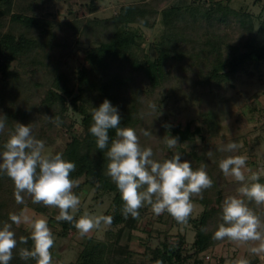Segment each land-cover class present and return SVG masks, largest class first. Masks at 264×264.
Masks as SVG:
<instances>
[{"label":"trees","instance_id":"trees-1","mask_svg":"<svg viewBox=\"0 0 264 264\" xmlns=\"http://www.w3.org/2000/svg\"><path fill=\"white\" fill-rule=\"evenodd\" d=\"M19 1L0 0V116L7 118L5 129L0 133V152L4 150L3 145L9 133L14 130L15 123L30 125L34 136V128L38 127L33 117L34 112L48 121L37 139L43 140L45 145L53 144L52 132L56 124L54 120L59 117V124L67 126L71 136L64 148H57L53 155L60 153L64 160L76 165L70 178L76 182L81 179L83 181L73 188L75 194L79 195L90 188L114 194L111 208L104 214L113 217L111 227L125 226L132 217L123 216L120 193L107 175L108 149H98L96 138L89 131L93 123L92 108H98L106 99L118 108L120 127L134 128L140 122L139 112L142 96L145 94L141 84L134 85L135 76L144 80L148 92L153 93L166 82L169 63H181L188 58L189 65L195 64V61L203 65V69L195 72L196 81L203 89L206 84L207 89L213 93L214 87L220 88L221 83L232 74L245 69L250 63L264 61V18L255 30L249 13L235 11L221 4L215 8L190 6L186 9L171 5L158 11L156 1L142 0L139 3L122 5L108 19L89 20L83 25L76 21L55 25L52 21L32 13L38 0H30L27 5L14 11L15 4ZM159 14L162 23L168 28L156 43L157 55L150 57L147 54H137L135 49L141 35L129 25L137 23L140 26L153 27L155 17ZM231 17L247 32V36L241 39L242 42L230 43L219 35L215 23L227 24ZM201 27L202 31L196 29ZM65 32H68L66 38L63 35ZM70 35L76 36L77 42L89 44V48L81 56L82 66L74 84L70 76L60 68L61 60L72 45ZM186 41L192 48L199 44L202 47L197 52L189 53L180 46ZM23 68L27 70L26 73L31 74L29 77L22 71ZM68 108L82 116L81 129L78 131L74 130V123H67L65 120L67 117L64 113ZM45 116L53 119L48 120ZM115 131L109 130V146L116 138ZM196 132L197 129L192 130L189 126H176L170 134L184 143ZM231 142L194 149L187 154L193 170L202 164L206 165V171L213 180L211 188L192 197L193 201L204 207L199 217L190 216L187 222L195 230L193 252L189 255L183 249V236H179L174 243L164 240L160 246L149 249L152 264L157 261H162V264H188L189 258H196L211 247L228 241L215 240L213 235L222 222L221 204L229 196L221 187L227 181L219 169V162L230 155H241L240 148L235 152L221 150ZM251 182L253 181L249 183ZM255 182L264 184V177H259ZM13 193V182L0 173V227L5 222L10 223L9 214H19L24 207L43 214L50 213L53 208L33 204L26 193H22L24 204H17ZM249 206L264 221V207H256L251 203ZM167 216L172 223L178 224L168 213ZM53 220L54 216L51 215L49 223ZM57 224L59 237H66L71 230H76L69 222L57 221ZM12 230L17 239V248L13 251L10 264H35L34 260H22L19 256L21 248L32 249L30 233L16 225H13ZM20 237L28 238V243L21 244ZM111 244L89 238L77 260L70 264H131L130 253L117 255ZM51 253L53 264H62L55 255L54 247ZM195 263L201 264V261L197 259Z\"/></svg>","mask_w":264,"mask_h":264},{"label":"rangeland","instance_id":"rangeland-1","mask_svg":"<svg viewBox=\"0 0 264 264\" xmlns=\"http://www.w3.org/2000/svg\"><path fill=\"white\" fill-rule=\"evenodd\" d=\"M29 1L20 0L15 4L14 11L27 5ZM40 1H37L38 5L32 12L37 16L46 18L55 25L66 21L81 22V25H83L89 20L108 19L115 15L122 5L139 3L142 0ZM154 1L158 5V11L171 5H178L185 9L190 6L202 8H215L219 4L228 6L235 11L249 13L255 30L259 28L264 18V0ZM215 25L218 28L219 35L230 43L239 42L247 36V32L232 17L227 24L215 23ZM129 27L137 30L141 35L138 40L139 45L135 49L137 54H147L150 57H155L158 52L156 43L164 30L168 28L162 23L161 15L155 17L153 27L140 26L137 23L130 24ZM196 29L202 31L203 27ZM63 35L65 38L68 37V32L63 33ZM69 37L72 40V45L61 60L60 68L70 76L74 84L78 71L82 66L81 56L89 48V44L77 42L78 38L76 36L70 35ZM199 45L192 48L188 41L180 44L182 49L189 51V53L197 52L198 48L202 47ZM65 52L64 50L63 53ZM188 62V58L181 63L170 62L166 82L153 93L148 92L147 83L143 82L144 80L142 81L139 76H135L134 85L141 84L140 86L145 91L139 112L140 122H137L133 128L139 137L141 147L152 148L154 153L152 158L154 160L160 161L171 158L179 153L181 162H185L188 161L187 154L194 149L222 145L232 141L240 145L241 155L247 156L245 183L251 181L252 174L264 177V61L258 64L250 63L245 69L232 74L221 83L220 88L214 87L213 93L207 89L206 84H204L203 89L196 81L197 74L195 72L203 69V65L201 66L196 61L195 64L189 65ZM22 71L28 77L31 75L26 73L25 68ZM150 104L156 105L155 110L149 107ZM64 116L67 117L65 119L67 123H74L75 131L81 129L82 116L78 112L68 108ZM33 117L36 119L38 126L34 128V137L37 139L48 121L36 112L33 113ZM176 126L181 128L189 126L192 130L197 129V132L190 140L184 143L178 141V146L170 149L164 142V137L166 135L172 137L170 131ZM143 130H147L152 135L144 136ZM70 136L67 126L60 124L57 126L55 124L52 132L54 143L45 145L44 154L53 155L57 148H64ZM225 178L227 182L221 186L225 190L224 193L229 196L239 195L238 188L241 183L236 182L231 177ZM82 181L83 179L77 183ZM79 196L81 197V204L79 210L74 214L77 218L85 212L92 215H104L111 208L114 194L110 192L103 193L90 188L80 192ZM192 202L194 207L190 216L197 218L204 207L196 201L192 200ZM25 208L28 209L27 214L33 218L41 216L47 218L48 226L55 238V255L59 257L62 264L74 263L89 238L106 244L112 243L114 253L117 255L130 253L131 264H152L149 249L160 246V243L164 240L174 243L179 236L185 238L183 249L187 251V254L191 255L193 252L192 243L195 237L193 226L189 223H172L166 212L156 216L151 211L150 206L139 209V217L137 219L130 218L125 226L102 225L99 229L93 230L83 237L79 235L77 230H71L66 237L58 236L59 225L55 219L59 214L58 209L52 208L50 213L43 214L30 207H24L23 209ZM51 215L54 216V220L50 224L49 218ZM17 227H21L30 233L26 225L21 224ZM251 246L253 245L225 241L199 254L196 258H189L188 264H197L195 263L197 259L201 261V264H230L231 261L241 257L248 259L249 264H257L255 261L256 255H252L248 251Z\"/></svg>","mask_w":264,"mask_h":264},{"label":"clouds","instance_id":"clouds-1","mask_svg":"<svg viewBox=\"0 0 264 264\" xmlns=\"http://www.w3.org/2000/svg\"><path fill=\"white\" fill-rule=\"evenodd\" d=\"M149 107L155 110L156 105ZM46 119L52 120L45 116ZM89 131L93 135L96 147L108 149L107 175L120 193L123 202L122 214L125 218L139 217V209L150 206L156 216L167 212L178 224H187L193 211L192 197L199 196L213 185L206 171V165L193 170L190 162H181L176 153L171 158L154 160L152 148L141 147L136 131L131 127H120L121 117L118 108L104 100L98 108H92ZM7 118L0 116V133L5 129ZM54 122L59 126V117ZM115 129V139L109 146V130ZM144 136L152 135L143 130ZM164 142L172 149L178 146V137L166 135ZM240 145L228 143L222 151L235 152ZM4 150L0 152V173L5 174L14 185V198L17 204H24L26 193L33 204H42L59 210L55 219L73 224L80 236H86L102 225L110 226V215H92L85 212L78 219L74 214L79 210L81 197L73 192L78 183L70 178L76 165L62 158V154H44L45 142L32 135L30 125L15 123L9 133ZM246 155H230L219 162V169L225 177L240 182L238 196H227L221 204V220L213 238L228 240L237 244H251L248 248L252 255H264V221L249 206L264 207V184L252 174L251 183H245ZM28 209L19 214H9V221L0 227V264H10L13 251L17 248V239L13 225H26L30 230L32 249L21 248L22 260H34L35 264H53L51 249L55 238L48 226L46 217L33 218ZM21 244H27L28 238L20 237ZM156 264H162L157 261ZM230 264H249L246 258H237Z\"/></svg>","mask_w":264,"mask_h":264},{"label":"crops","instance_id":"crops-1","mask_svg":"<svg viewBox=\"0 0 264 264\" xmlns=\"http://www.w3.org/2000/svg\"><path fill=\"white\" fill-rule=\"evenodd\" d=\"M255 261L257 264H264V255H259L255 257Z\"/></svg>","mask_w":264,"mask_h":264}]
</instances>
